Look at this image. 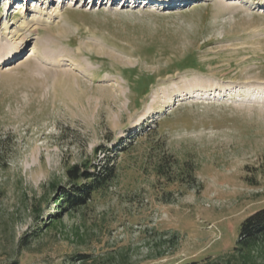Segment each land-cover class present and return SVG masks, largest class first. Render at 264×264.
<instances>
[{"label": "rangeland", "instance_id": "rangeland-1", "mask_svg": "<svg viewBox=\"0 0 264 264\" xmlns=\"http://www.w3.org/2000/svg\"><path fill=\"white\" fill-rule=\"evenodd\" d=\"M58 1L0 0V264H264L229 260L264 209V0Z\"/></svg>", "mask_w": 264, "mask_h": 264}, {"label": "trees", "instance_id": "trees-1", "mask_svg": "<svg viewBox=\"0 0 264 264\" xmlns=\"http://www.w3.org/2000/svg\"><path fill=\"white\" fill-rule=\"evenodd\" d=\"M128 145L121 149L126 150ZM264 168V165H263ZM116 176L114 165L104 164L101 167L74 166L67 170V187H60L52 183L51 190L58 192L55 198L57 209L49 215L45 228L55 227L70 212L78 211L93 200L95 194L104 191ZM29 239L25 236L19 241V247H27ZM264 247V209L246 219L240 227L239 238L235 248L230 252L229 260L243 259L244 263L255 260ZM80 264H90L91 254H78L75 258ZM188 264H217L213 262L193 261ZM228 264V263H227Z\"/></svg>", "mask_w": 264, "mask_h": 264}, {"label": "bare ground", "instance_id": "bare-ground-1", "mask_svg": "<svg viewBox=\"0 0 264 264\" xmlns=\"http://www.w3.org/2000/svg\"><path fill=\"white\" fill-rule=\"evenodd\" d=\"M102 1V0H101ZM142 1H144V2H147V3H151V2H154V0H142ZM155 1H158V0H155ZM123 2H125V3H127L128 1L127 0H124ZM172 2H173V0H172ZM155 3V2H154ZM64 3H62V5H63ZM61 5V6H62ZM101 5H103V1H102V4ZM20 6H17V8H19ZM117 8H119V7H117ZM124 8V6L121 8V9H123ZM61 14H60V11H54L50 16L51 17H59ZM50 17H48V19H49ZM47 19V18H46ZM45 18H43V15H42V13H35V15L34 16H32V18H30V20H29V23L30 24H32L33 26H35L34 28L36 29V30H38V27L41 25V24H43V23H48V20H46ZM35 30V31H36ZM20 50V48H18V49H16L15 51H16V53H18V51ZM15 53V54H16ZM0 61H2V59H0Z\"/></svg>", "mask_w": 264, "mask_h": 264}]
</instances>
